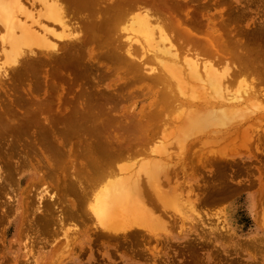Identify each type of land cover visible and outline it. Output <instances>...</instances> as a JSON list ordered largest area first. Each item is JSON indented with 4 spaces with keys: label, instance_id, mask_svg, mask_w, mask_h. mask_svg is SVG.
Segmentation results:
<instances>
[{
    "label": "bare ground",
    "instance_id": "6f19581e",
    "mask_svg": "<svg viewBox=\"0 0 264 264\" xmlns=\"http://www.w3.org/2000/svg\"><path fill=\"white\" fill-rule=\"evenodd\" d=\"M163 1L0 0V148L6 146V148L0 149V156L2 154L1 157L2 161L4 162L3 166H0V184L3 182L8 186L10 182L11 185H14L13 188H15L16 192L18 187L21 186L23 177L22 176L18 178L16 174L19 171H22V169H29L31 170L30 173L24 174L25 176L27 175L31 180L27 183H32V179L35 178L40 179L42 182H45V179L47 182L49 179L53 185V189L56 188L55 191L50 187H47V185L41 188V184L44 185V183L40 184L39 187L41 189H38L39 187L36 188V190L38 189L37 191L34 188H28L33 189L31 190L32 192L35 190L34 196L32 195V193L31 197H29V201L27 202V204L29 205L26 204V209L22 204L19 210V215H22V218L20 217L22 219V222L26 221L24 217L27 218V215L24 216L25 213H29L30 215L28 217L29 220L27 219V221H29V225L32 228L27 227L28 231L29 229H32L34 231L38 230V232L43 234L42 231L46 230V232L48 231L50 232V234H54L55 229L58 230L57 226H59V229H63L62 226L66 224L65 221H67V225L69 222V226L72 227L73 224L70 225L72 221L75 225V221L77 222L79 220L80 225L81 223L86 224H83L84 226H82L81 231L83 235L87 237L86 241L89 244L93 242L94 237L92 236L94 235L106 237L107 242L108 240H114L116 242L117 240L115 239L117 238V236L123 234L124 237V235H126V233H128L129 231L135 232L137 235L135 236L145 240V243H150V241L154 242V240L156 242H159L160 238L158 239L156 234H153V236L151 235L153 233L151 228V234H148V229L145 228L144 225L150 217L153 219V222H155V218L161 220L159 217L162 216L160 215L166 213L164 211H168L165 208L166 206L168 207L169 204H166V206L164 205V208L161 202L164 203V199H167L164 197V194H166L167 196L172 190L167 193L168 190L161 191L160 188L162 189V186H165V181L169 182L170 184L171 182L176 184L178 181L177 177L179 176L178 173L185 176V174L187 173L186 171L191 170V173L187 174L191 175V178H195L196 176L198 178V176L200 177L201 175H203L202 173H205L206 171V169L205 171H201L203 169H201L202 167L200 166L199 168L198 164L196 165L197 170H195V168H193L194 165H192L193 163L191 160H189V162L191 161L192 164H190L192 165L191 167L194 170L186 169L185 171L182 165H184L186 163L185 161L190 158L184 160V164L183 162L181 163L179 161V163L182 164L181 165L178 163V166L181 169L177 168L178 166L176 161L173 162H176L177 167L174 166V164H172L173 166L171 165V163H173L172 161H170L169 163L171 167L168 168L163 167L160 163L169 161L171 158L173 159L174 155L170 153V148L168 149L167 147L168 145H170V143L172 144V142L176 138L174 134L175 129L173 130L171 126L173 124V127H175V125H178V122H176L178 116H176V119L172 118L171 116L174 113H178V109L179 111L183 109L186 112V118L189 119H186L187 121L186 123L184 122V124L180 123L181 120H178L180 125H182L184 129L186 126H190V123L189 125L187 123L188 121L191 122L190 127L194 126V128H196L198 123H200V120H204L203 122H201L202 124L200 123V125H198L200 126L199 130H196L195 133H192V128L190 127H186L185 129V132L188 129V133L192 136V138L190 139H193V150L194 148L197 150V148L200 146L198 144L199 146L197 147L195 143L201 144L204 139L201 140L200 138H202L204 135H214L212 137L213 139L209 138V135H207L208 138L206 140V143H209L208 140H210V143L208 145L210 147L206 146L208 150L206 154H209L208 156H206L208 160L207 162H204L206 161V158H204V160L202 156V154L204 153H200V150L205 151V147L204 149L200 148L198 152L200 153L199 155H201L203 163H205L206 166L208 162V165H210V163L213 164V169H210L211 172L209 174H205L209 176V178L205 176V179L203 176V178L205 179L204 184L202 183L203 189H201V184L197 185L195 184L196 182L194 183L198 188L200 187V189L202 190L200 191V193H202L199 195L197 193V190L195 191L196 188L194 187L195 185L192 186L193 183L191 184L190 191L188 184L184 187L185 189L187 187L188 192H190L191 195L194 194L196 196L195 200L198 204H206L210 202L207 205L211 207L210 204L212 202L218 199L223 200V198H227V196V199H229L230 195L232 196L233 192L235 193V190L238 188L237 185L240 183H233H237L239 181L238 176L240 175L238 174L242 175L244 173L242 172V170L249 166L248 162H246L247 160H245L248 166L247 164L241 162V164L245 165H243L242 169L240 168L241 166L239 167L238 164L243 160L240 158L241 154L238 155L237 153L239 149L237 148L238 150H234L235 145L239 147L238 143H240L241 141H243L242 143H244L250 140L251 142L249 143H253L252 139L259 140L260 138H262V142L260 143L263 147L260 148L261 150L258 149L260 145L257 146L255 145L256 143H254L255 146H253L258 150V153L260 152V154H262V158H260L259 160H264V124L261 126L263 127L261 132H259L260 129H256L257 127H260L259 120H261L262 117L264 118V102L262 101V98L257 99V96L259 95L261 89L260 85L264 83V55L261 56L258 51H262V49H258V47H256L258 51L246 47V42H244V40L242 39L245 38V40L248 42L246 38L250 40L253 37L252 40L254 41V39H256L255 41L258 42L259 36H261L259 43L262 40V43L264 44V37H262L264 35L262 34L264 33V29L261 31L262 35H260L259 31L257 32L259 33V35L256 36V32H254L258 31L254 30L256 28H254L253 30L252 27H250L251 29H248V26L247 28H245V30H252L254 34H251L255 35L256 38H254L253 35L251 38H249L246 32L242 33V38H240V35L235 34L238 30L236 27H234L236 28V31H233V33H228L230 28L231 30L234 29H232L233 24L232 26L229 25L230 28L228 27V31L225 27L226 31L223 32L224 27L222 26L225 23H230H228L227 20L235 19V22L237 21L239 23V20L241 18L238 15H241L240 12L243 10L242 9L240 11L238 9L237 12L234 10V12H232L231 14L235 16L237 13L238 15L231 19V16L229 14L232 9L228 10L227 8V10L223 13L230 11L228 13V18L230 19L227 18L226 20H224L225 16H223L224 18L221 22H216L215 24L212 22L211 23L213 26L215 25L214 27H216L217 25L219 26L222 23L223 25L220 26L222 27V30H220L221 33H223L224 35L226 34V36L229 34L227 36V39H229L228 37H230L231 39V34H235L236 36H238V38L242 39L245 44H241L242 40L240 39L237 40V42H232V44L230 43V39L229 42L225 38L227 41L226 42L224 41L225 39L223 34L220 33L219 36V33H217L215 34L216 37L219 36L221 39L222 36L224 44L225 42L230 43L224 50L220 46L222 43H218L220 40L218 42L213 41H217V39H219V37L215 38V35L213 34L211 36L209 35V43L207 42V40V43H204V41L201 40L195 41V39L191 35L192 24H190L189 19L190 11L187 10L189 13L187 11H184L188 13V15L186 16H183L184 13H181V15L183 16L182 17L180 14H178L180 12H172L174 9L172 6L179 8V4L181 3H178L177 0H172V2H169L170 0ZM186 1H182L184 2L183 5H186ZM216 1L213 0V3H215ZM245 1L246 0H244V2ZM205 2H207V0H205ZM244 2L243 4H245ZM247 3L249 2L247 1ZM198 4L200 5L202 4V2L197 3V5ZM183 5H181L180 8L183 7ZM235 5H237V3H235ZM248 6L251 7V5ZM235 7L237 8L239 6ZM185 8H182V10H185ZM204 8L205 7H203V11ZM201 9L202 8H199L198 10ZM182 10L180 11L182 12ZM194 10H192V12ZM223 13L221 15H223ZM244 13L247 14L245 16H248L247 12L244 11ZM244 13L242 14V16L244 15ZM217 17L219 19L221 18L219 16ZM241 20L239 25L242 24ZM224 21L226 22L224 23ZM259 21L260 20H258V22ZM201 22L199 24H202L203 26L204 23ZM236 23H234V25ZM209 24L210 23H208L207 25ZM127 25H129L128 28L132 27L137 32V34L139 33L138 35H140L141 38H137V36L136 38H133L127 35L128 30H133L127 29ZM241 28L242 27H239V30ZM198 30L200 29L198 28ZM205 33L206 35H203H205V37H208L207 34L209 33L207 31ZM245 73L253 74L252 78L249 77L250 79H252L251 81L247 78H245L244 80L243 78L244 81L248 80L246 83L243 82L242 78L240 80L238 78L240 75L243 76L242 74L245 75ZM237 78L239 80L238 82L242 80L243 84L238 83ZM259 83L260 89L256 86V84ZM191 85L193 90L191 89ZM233 85H235L236 87H233L232 89L230 86ZM263 91L264 90L262 89L261 92ZM261 95L264 97V93H262ZM174 110L176 111L173 112ZM185 112H183V114H185ZM257 118H259L257 121L259 124L255 121L257 120ZM174 122H176V124ZM168 124L171 125L170 127L172 128L174 134H172V137L168 135L166 131V126ZM254 124L256 127L255 129H253ZM182 126H180L178 130L182 129ZM180 132L181 135L183 134L182 137L180 136L181 138H183V136L185 138L186 135L190 136L189 134L184 133V130H181ZM199 140H201V142ZM3 141L6 142L4 146ZM180 141L182 143V141H185V139H181L179 140V142L176 139L175 144H179ZM255 141L256 140H254V142ZM185 143L184 145H186V149L183 148L184 146L182 145V147H180V152L183 153V155H185L184 153L188 152V150L190 151L191 149V146L188 145V147ZM206 143L204 145H206ZM230 144L234 146V148L232 147L233 149H228V152L230 154L223 152L226 151L227 145H229L228 147L231 146ZM190 145H192L191 141ZM212 145L214 147L212 149H208L211 148ZM219 145H223L221 146V149L222 147L226 149H222V151H220ZM244 145L246 144L244 143L243 146ZM243 146H241V148ZM247 146L250 150L251 145H246V149H248ZM157 148L163 151L166 150V154L165 156H163L170 159H163L164 157L160 158L161 155L158 157L157 155H159V153L156 154L158 152ZM167 149L170 152H167ZM191 151L190 153H192ZM180 152L177 153L179 154ZM250 153L252 152L250 151ZM195 154L196 152L190 154L189 156L188 154L186 155L188 157H191V159H194L195 157H192V155L195 156ZM256 154L257 153H255V155ZM78 155L79 158H81L82 155L83 161L79 160L76 162V158H78ZM181 155L182 154L176 156L180 157ZM250 155L251 154H247L246 159L250 158ZM255 155L254 157L256 158L257 156H259V154H257L256 156ZM182 157L178 159L182 161ZM201 157L199 156L198 160ZM133 158H136V160L140 159L139 161H141V159H145L143 164L140 163V165L136 161L138 165L133 167L139 168L140 166L141 168H143V173L145 172V176H142V173L141 176L145 177V179H142L141 177L139 178L140 172L137 170V168L133 169L134 172H136L135 177H133L134 174H130L131 171L127 169V174L124 173L123 176H120V174H123V171H125V166H127V168H131L130 165L132 166V164L129 163L134 162ZM162 159L164 161H161ZM124 160H126V163L127 160H129L128 164H126ZM202 160L199 161V164H201ZM121 161H123L126 165L124 163H121ZM197 162L194 161V163ZM252 162L259 164V162H255V159H253L251 163ZM262 163L264 162L262 161ZM141 164L143 167L141 166ZM164 164L168 165L167 162H165ZM188 164L186 165L188 166ZM202 165L205 167L204 164H201V166ZM144 166L146 168L148 166L149 169H146ZM236 166L238 168H236ZM259 166L261 167L259 168L260 171L258 172V174H261L263 175L261 177H264V164L261 165L260 163ZM162 167L165 168V170ZM261 168L263 170H261ZM249 169L252 172H256V170H253L254 168H252L251 170V168L249 167ZM88 171L89 179L94 183L98 181L97 187L101 182L100 180H102V183L105 181H103V178L107 180L111 179L108 180V182H104V184L101 183L102 186L108 183V186L105 185L106 187H108L107 192H105L106 189H104L105 195H103L105 196V198H98V193L94 192V186L92 187V190L89 188V186L91 184L94 185V183L89 184L88 188L87 185H85L86 183H83V185H85V189L83 188V179L87 178L86 181L89 182L88 176L86 174ZM160 171L163 172V177L165 179H162V181L165 180L164 182H162L161 180L159 181L161 175L159 174L160 176H158L157 174ZM250 171L249 173H252ZM82 172L84 173L85 177H82ZM134 172L132 171V173ZM236 176L237 182H233L232 180ZM80 177L83 179L81 180ZM174 177H176V181H172V178L174 179ZM203 178L202 180H204ZM247 178L251 180L253 177L251 178V176H248ZM202 180L199 181L201 182ZM3 183L0 186V195L1 191L3 194ZM146 183L148 184L149 188L147 187ZM178 183L180 184L181 181H178ZM183 184L185 185L186 182H184ZM252 184L255 185V182L250 181V183L248 185L246 184V186L244 187L247 188V186ZM6 185L5 187H7ZM257 185V188H259V190H264V182H262V184L258 183ZM30 186L32 187L33 185ZM174 186L175 185L173 184L171 186V189H175L178 187ZM240 186H242V184ZM10 188L9 190L12 189ZM47 188H50L49 190L51 191H49ZM86 188L88 190H91H89V192L91 193H88V195L86 193ZM179 188L180 186L178 187V189ZM163 189H167V187H164ZM187 189L184 190V192H187ZM240 190L241 189H239V191ZM28 191L29 190L26 191V189H19V192L15 194V197L17 196V194H20L23 197L24 201V196ZM174 191L175 190H173V192ZM179 191L181 192V188ZM239 191L236 192L238 193ZM5 192L8 193L7 190ZM159 192L162 193L161 196L163 195V199L162 197H159L163 200H161V202L159 201L160 199L158 200V195L160 194ZM173 192H171V194ZM181 193H183V191ZM203 193L205 194V196ZM10 194L12 197V190L9 195ZM89 194L92 195L90 196L92 201L89 199ZM174 194V199L173 196L171 197L173 201L175 199H178L175 198V192ZM262 194H260V196H262ZM6 195H4V200H2V202L5 201ZM9 195H7L6 197H8ZM191 195L190 197L187 195L185 196L187 198L189 197L190 199ZM71 196H73V198ZM133 196L134 200L132 199L133 202L131 201L132 204L129 205V203L131 202H128V198ZM11 197H8V199L14 202ZM19 198L20 197L18 196V199ZM260 198L263 199L264 194L263 197ZM88 199L91 202H89L88 204H90V209L92 211H90L89 209V211L85 210L88 208L87 206L86 208L83 207L87 203L85 201H87ZM255 201L257 200L255 199ZM260 201L262 200L260 199ZM260 201H258V203ZM6 203L8 202L6 201ZM159 203H161L162 208H164L165 210L161 208L163 210L162 211L160 209L161 206L159 207ZM10 204L8 203V207H10ZM262 204L263 203L261 202V205ZM207 205L206 208L208 207ZM258 205L259 204H257V206ZM0 206L2 207V203L0 204ZM5 206H7V204ZM1 207L0 211L4 210V206L2 208ZM28 207H31L32 210H29ZM259 207H262L261 210L264 208V206L260 205ZM169 208L171 207L169 206ZM7 209L8 208H6V210ZM13 209L14 207H12V209H8V211H12ZM159 210L161 211L159 212ZM173 211L171 213H173ZM199 211L202 212L201 210ZM166 214L170 221L171 218L169 217L173 218V216H170L169 212H167ZM178 214L179 212L176 211V215ZM262 214H264V212L260 213V215ZM202 216H204V214H202ZM162 218L167 219L165 216ZM177 218L176 221L178 222ZM259 218L261 221L262 217ZM85 219L89 221L91 220L93 222L91 224L90 221V224L92 226L87 225L86 222L89 221ZM80 220H83L84 222ZM27 221L26 225L29 226ZM151 222L152 221L148 222V224ZM159 222L158 224H153L158 226ZM79 223L77 222V224ZM168 223H171V221ZM168 223H162V226L160 225L158 230L160 229V227H163V224H165V226H168ZM260 223L261 222H259V224ZM24 224L25 223H23L22 225ZM153 224L149 226L151 227L153 226ZM176 224L178 226L179 222ZM219 224L217 222V228H219ZM55 225L57 228L55 227ZM74 225L73 229L75 227H78ZM155 225L152 228L156 227L157 230V226ZM181 225L182 224H180L179 226ZM23 227L24 226H21L20 224L19 228L22 229L21 232L23 231ZM53 227H55V229H53ZM181 228L184 227L182 226ZM223 228L225 229V227ZM67 229L71 230L72 228L69 229L68 227ZM194 231H196V229ZM175 232H178L179 234V230ZM215 232L218 233L217 231ZM40 233L38 235H40ZM69 233H66V236H68ZM220 234H222L221 231ZM27 235L29 236L31 234ZM71 235L73 236V232ZM224 235L225 232L222 237H224ZM241 235L242 234H240V236ZM226 236L224 238H226ZM74 237L75 236H73V238ZM120 237L122 238V236ZM127 237H129V235ZM151 237L154 240H152ZM224 238L222 240H224ZM259 238V240L261 241V237ZM69 239H71V237ZM256 239H258V237H256ZM34 240L32 242H34ZM191 240H193V238H190L189 240V242L192 243L195 239L193 241ZM238 240L240 241V239ZM65 243L64 245H67ZM134 243H138L137 238H135L134 242H131V245ZM152 243V248H149L147 246V248H149V250L152 252L154 249L158 250L156 248L158 247V245H162L158 243L157 245H154ZM96 244L100 246V243ZM137 245H140V243ZM188 245L191 244L188 243ZM192 245L190 249H192L191 251L193 252V250L195 249H193V247L195 246ZM94 246L95 245H92V247ZM200 246L201 245H199V247ZM92 250H94V252L98 251L97 249ZM248 250L249 248L245 251L247 252ZM82 251L86 250L83 249ZM93 254H96L95 258H98V254L100 255V253ZM99 259H101V257ZM30 260H32V258H30ZM244 260L246 261V259ZM244 260L242 259V261ZM93 262L91 264H93ZM199 262L200 261H195V264H199ZM224 262L226 261L224 260ZM227 262H229L228 264L231 263L228 260ZM227 262L224 264H227ZM251 262L252 261L248 263ZM24 264H30V262ZM220 264H223V262H220Z\"/></svg>",
    "mask_w": 264,
    "mask_h": 264
},
{
    "label": "rangeland",
    "instance_id": "374dc122",
    "mask_svg": "<svg viewBox=\"0 0 264 264\" xmlns=\"http://www.w3.org/2000/svg\"><path fill=\"white\" fill-rule=\"evenodd\" d=\"M163 1V0H162ZM169 1V0H168ZM182 1H186V0H177V2L178 3H181V4H179V8H180V6L181 5H183V3L184 2H182ZM189 1V2H188ZM188 1H186V5L184 4L183 5V7H181L180 9L179 8H176L175 6H172L173 8V11L172 12H174V13H177V12H180V13H178V14H180L181 15V13L183 14V16H186V15H188V11L187 10H189L190 11V24H192L191 25V35L193 36V38L195 39V41H197V40H201V41H204V43H207L208 41H210L209 39H210V36L213 34V35H215V34H217V33H219V36H220V33H221V28L222 27H224V30H223V32L224 31H228V27H229V25L230 26H232V24H233V26H232V29L234 28V27H236L238 30H237V32L235 33V34H237V35H240V38H242L241 37V35H242V33H244V32H246L248 35V37L249 38H251L252 37V35L254 34L253 33V29L254 28H256V29H254V30H258V31H254V32H256V36H258L259 35V33H260V35H262V34H264V33H262L261 34V31L264 29V17H263V15H264V0H246L245 2H244V0H242V2H241V0L239 1V0H218V1H216L215 3H213V0H207V2H205V0H188ZM208 1H209V3H208ZM212 1V2H211ZM247 1L250 3H247ZM257 1V2H256ZM163 2H165V1H163ZM169 2H172V0H170ZM201 3L202 2V4H198L197 5V3ZM205 4H204V3ZM243 2L245 3V4H243ZM167 3V2H166ZM190 5H189V4ZM233 3V4H232ZM235 3H237V5H235ZM241 3V4H240ZM168 4V3H167ZM208 6H207V5ZM215 4V5H214ZM251 5V7L250 6H248V5ZM261 6H260V5ZM202 5V6H201ZM214 5V6H213ZM232 6V8H231V6ZM259 5V6H258ZM185 6H186V8H185ZM195 6V7H194ZM208 8H207V7ZM235 6H239V7H235ZM247 6V7H246ZM171 7V6H170ZM190 9H189V8ZM203 7H205L204 8V11H203ZM235 7V8H234ZM242 7V8H241ZM245 7V8H244ZM182 8H185V10L183 9L182 10ZM199 8H202L201 10H198ZM227 8H228V10H231V12H230V16H231V19L232 18H234L236 15H238L236 12H237V10L239 9L241 12V15L239 14L238 16H240V18L242 19H240L241 20V23L242 24H240L239 25V23H240V20H239V23L237 22H235V19L234 20H227V22L229 23V24H227V23H225L226 21H224V25L221 23V25H223L222 27H220L221 25H217L216 27H214L213 25H212V23H219V22H221L222 20H223V16H225V19L224 20H226L227 18H228V13L229 12H225V13H223L224 11H226L227 10ZM247 8V9H246ZM194 10V9H197V10H194L193 12H192V10ZM245 9V10H244ZM180 10H182V12L180 11ZM234 10L236 11L235 13H236V15L235 16H233L231 13L232 12H234ZM260 10V11H259ZM184 11H187V12H184ZM197 11V12H196ZM244 11L245 12H247L248 13V16H245V15H247V14H245L244 13ZM250 13H249V12ZM253 11V12H252ZM192 12V13H191ZM223 13V15H221L222 13ZM244 13V15L242 16V14ZM258 14H257V13ZM262 12V13H261ZM204 14V15H201V14ZM261 13V14H260ZM201 16H200V15ZM179 15V16H180ZM258 15H260V16H258ZM182 16V15H181ZM182 16V17H183ZM204 16V17H203ZM217 16H219V17H221L220 19L217 17ZM233 16V17H232ZM256 16H257V18H256ZM201 17V18H200ZM247 18V19H246ZM254 18V19H253ZM206 19V20H205ZM208 19V20H207ZM219 19V20H218ZM228 19H230V18H228ZM237 19V18H236ZM257 19V20H256ZM212 20V21H211ZM218 20V21H217ZM238 20V19H237ZM254 20H256V21H254ZM258 20H260L259 22H258ZM262 20V21H261ZM198 21H202L204 24H203V26H202V24H199L200 22H198ZM207 23H206V22ZM210 21V22H209ZM215 21V22H214ZM250 21V22H249ZM254 21V22H253ZM198 22V23H197ZM201 22V23H202ZM212 22V23H211ZM258 22V23H257ZM195 23V24H194ZM208 23H210L209 25H207ZM234 23H236L235 25H234ZM248 23H250V24H248ZM256 23V24H255ZM198 24V25H197ZM227 24V25H226ZM250 25V26H249ZM253 25V26H252ZM255 25H256V27H255ZM209 26V27H208ZM246 26V27H245ZM247 26H248V29H251L250 27H252V30L251 31H249V30H245V28H247ZM129 27V25H127V29H133L132 27H130V28H128ZM206 27H208V28H206ZM210 27H211V29H210ZM218 27V28H217ZM220 27V28H219ZM225 27L227 28L226 30H225ZM239 27H242L240 30H239ZM257 27H259V28H257ZM198 28L200 29V30H198ZM204 28V29H203ZM213 28V29H212ZM230 28V27H229ZM236 28H234L233 30H231V28H230V30L228 31V33H233V31H236ZM216 29V30H215ZM221 29V30H220ZM205 30V31H204ZM209 30V31H208ZM214 30V31H213ZM1 31V30H0ZM194 31V32H193ZM208 32L209 34H207V36L208 37H205V35H206V33L205 32ZM260 31V32H259ZM200 34H198V33ZM257 32H259V33H257ZM197 33V34H196ZM241 33V34H240ZM251 33H253V34H251V36H250V34ZM1 34V33H0ZM139 34V33H138ZM137 34V32L133 29V30H128V34L127 35H129L130 37H133V38H136V36H137V38H141V36L140 35H138ZM203 34H205V35H203ZM221 34H223V33H221ZM235 34H231V39H230V37H228L230 40H231V42L229 41V39H227V36L229 35H227L226 36V34L224 35L223 34V36H224V39L226 38L227 39V41H229L230 43H232V42H237V40H239L240 38H238V36H236ZM197 35V36H196ZM202 35V36H201ZM210 35V36H209ZM219 36H217L216 37V35H215V38H218ZM254 36V38H256V36L255 35H253ZM244 37H245V35H244ZM261 36H259V41H260V38ZM262 37H264V35L262 36ZM236 38H238V39H235ZM258 38V37H257ZM226 39L224 40V41H226ZM233 39H234V41H233ZM243 40H244V42H246V47H248V48H251V49H255V50H257L256 49V47H258V49L260 48V49H262V51L261 50H257L260 54H261V56L262 55H264V51H263V48H264V44L262 43V40H261V42L259 43V41L257 42V41H255L256 39H254V41L252 40L253 39V37H252V39H248V38H246L247 40H248V42L245 40V38H242ZM242 39H240V40H242ZM206 40H207V42H206ZM212 40H213V37H212ZM220 40V41H219ZM243 40L241 41V44H245L244 42H243ZM258 40V39H257ZM264 40V39H263ZM213 41H215V42H218V43H222L220 46L225 50L226 49V47L230 44V43H226L225 42V44H224V42H223V37L221 36V39H220V37H219V39H217V41L216 40H213ZM251 43H250V42ZM264 42V41H263ZM209 43V42H208ZM238 43H240V42H238ZM251 45H250V44ZM223 44H224V46H223ZM233 44V43H232ZM261 44V45H260ZM263 44V45H262ZM242 45V46H243ZM249 45V46H248ZM241 46V45H240ZM239 46V47H240ZM240 49V48H239ZM226 52V51H225ZM243 76H239L238 78H239V80L242 78V80H243V78H244V80H245V78H247L248 80H252V79H250V78H252L253 77V74L251 73H245V75L244 74H242ZM250 77V78H249ZM238 78H237V82L239 81L238 80ZM246 79V80H247ZM242 80L240 81V82H238V83H240V84H243V82L244 83H246L247 81H244L243 80V82H242ZM249 81V82H250ZM242 82V83H241ZM192 84V83H191ZM193 85V84H192ZM192 85H191V89H192ZM259 85H260V83L259 84H256V86L259 88ZM262 85V86H261ZM260 85V93H259V95L257 96V99H260V98H262V101L264 102V97L261 95L262 93H264V91L263 92H261L262 91V89L264 90V83H262ZM232 89H233V87H236L235 85H233V86H230ZM199 88V87H198ZM198 88H196V89H198ZM193 90V89H192ZM259 97V98H258ZM264 104V103H263ZM264 109V108H263ZM176 110H174L173 112H175ZM180 111H181V113H180ZM179 111V109H178V113H174L171 117L172 118H174V119H176L177 117L176 116H178V118L175 120L176 122H178L177 124L179 125H175V127H173L174 126V124L171 126V125H167L166 126V131H167V134L168 135H170L171 137H172V134H173V131H172V128H173V130H174V134H175V140L177 139V141L179 142V140H184L185 139V141H182V143H181V141H180V145L179 144H175L176 142H175V140L172 142V144H174V145H172L171 143H170V145H172V146H170V145H168V149L171 151H168V149H167V152H170V153H172V155H174L173 156V159L171 158H168V157H164L165 156V152H166V150L165 151H163V150H160V149H158V152L156 153V154H158L159 153V155H157L158 157L160 156V158H163V159H170L169 161H165V162H167L168 163V165L167 164H164L165 162H160L161 163V165L163 166V167H165V168H168V167H171L170 166V161H176L177 162V166L179 165V164H181L182 162H183V164H184V160H186L187 158H190V159H187L188 160V163H187V160L185 161L186 163L184 164V165H182V167L184 168V170L186 171V169L188 170V169H192V165H194V167L193 168H195V170H197V164H198V167L200 166V167H202L201 169H203V170H201V171H205V169H206V171H205V173H202L203 175H201L200 177L198 176V178H197V176L195 177V178H191V175H189V174H187V173H191V170H188V171H186L187 173L185 174V176L183 175V174H180V173H178L179 174V176L177 177V179H178V181H181V183L179 184L178 183V181H177V183L175 184V183H172L171 182V184L173 185H175L174 187H179L180 186V188H181V192L183 191V193L185 194V192H184V190H186L187 189V187H186V189L184 188L185 186H187V184L189 185V191L191 190V184L193 183V185L192 186H194L195 184H197V185H200L201 184V189H203V185H202V183L204 184V182H205V176H207V175H205V174H209L210 172H211V170L210 169H213L212 167V165L213 164H211L210 163V165H208L209 164V162L207 163V166L205 165V163H203V160H202V157H201V155H199L201 152H203L204 154H202V156H203V159L204 158H206V161H204V162H207L208 160H207V157L206 156H208L206 153H207V148H206V146H208L209 145V143H210V140H208L209 141V143L207 144L206 143V140H207V138H208V136L207 135H209V134H207V135H204V136H206V137H202V138H200L201 140H203L202 141V145L200 144V143H195V145L198 147L199 145V147L197 148L196 146V148H197V150L194 148V150L192 149L193 147H194V143L192 142V140L193 139H190V138H192V136L188 133V129L186 130V132H185V129H186V127L188 128V127H190L191 126V122H187L188 123V125H189V123H190V126H184L185 127V129L183 128V126L182 125H180V123H182V124H184V122L186 123V121L187 120H189V119H187L186 118V112L182 109V110H180ZM183 112H185V114H183ZM178 114V115H177ZM182 114V115H181ZM183 115H185V116H183ZM182 118V119H181ZM183 118H184V120H183ZM187 119V120H186ZM258 119L259 118H257V120H255L256 122L258 121ZM180 121V123H179V121ZM183 120V121H182ZM204 121V120H203ZM202 120H200V123L201 122H203ZM261 121V122H260ZM264 118L262 117V119L261 120H259V123H260V127L258 128H256L255 127V124L253 125L254 126V128L253 129H257V130H259V132H261V130H262V128L264 127H261L263 124H264ZM176 122H174L175 124H176ZM200 123H198V125H200ZM258 123V122H257ZM258 123V124H259ZM202 124V123H201ZM160 125H161V123H160ZM196 126V128H194V126L193 127H190V128H192V133L194 132L195 133V131L196 130H199V127L200 126ZM172 128H171V127ZM180 126H182V129H179L178 130V128H180ZM201 126H203V125H201ZM197 127H198V129H197ZM170 128V129H169ZM193 128H194V130H193ZM178 130V131H177ZM181 130H184V133H186V134H189L190 136H187L186 135V137L184 138V136H183V138H181L182 137V135H181ZM189 130V131H190ZM171 131V132H170ZM169 132V133H168ZM173 134V135H174ZM178 134V135H177ZM177 135V136H176ZM185 135V134H184ZM193 135V134H192ZM181 136V137H180ZM194 136V135H193ZM214 136V135H213ZM213 136H211V135H209V138H212ZM179 138V139H178ZM188 139H190V140H188ZM213 139V138H212ZM189 141V142H187V141ZM201 140H199L200 142H201ZM254 140H256V141H259V142H254ZM262 140V138H260L259 140L258 139H252V141H253V143H249V142H251L250 140L249 141H246V142H244L246 145H248V144H250L251 145V147H250V150H249V147L247 146V148L248 149H246V145H244L245 146V148H244V146H243V144L244 143H242L243 141H241L240 143H238V145H239V147L237 146V145H235V148H234V146L233 145H231L230 147H228L229 145H227V149L226 148H224V147H222V149L223 150H225L226 149V151H223V152H225V153H229L228 151L229 150H231V149H233L234 148V150L236 151V150H238L237 151V153H238V155L239 154H241V156H240V158L243 160V161H240V163L238 164L239 165V167L242 169L243 168V165H245V164H247L246 162H248V164H249V166H248V164H247V168H245V166H244V170H242V172H244L242 175L241 174H238V175H240V176H238V180L240 181H236V179H237V176L232 180L233 182H237V183H233V184H238V183H240V184H238L237 186H238V188H239V186L242 184V186L244 187V186H246V184L248 185L249 183H250V181H254L255 182V185H249V186H247V188L246 187H242V186H240V188L239 189H241L240 191H239V189L237 190H235V193L233 192V194H232V196L230 195V198L229 199H227L228 198V196H227V198H223V200L222 199H218V200H216V201H214V202H212L210 205H211V207L209 206V205H207V204H209V203H197V201L195 200V198H196V196L194 195V194H190V192H188V189H187V192H186V194L185 195H187V196H189L190 197V195H191V198L189 199V197L187 198L183 193H181L179 190H180V188L178 189V187L177 188H175V189H171V184L169 183V182H167V181H165V180H163L162 181V179H165L164 177H163V172H161L163 169L165 170V168H163L157 175L158 176H160L161 175V178L159 179V181L161 180L162 182H164L165 181V186L163 185L162 186V189L160 188V190L161 191H163V190H168L167 191V193L170 191V190H172L171 192H173V190H175L174 192L176 193V197L175 198H178V199H175L174 201H173V199H174V192L171 194V192H170V197H169V195H167L166 196V194H164V192H163V194H164V197L165 198H167V199H164V203L163 202H161V200L163 199V195L161 196V194L162 193H160L159 195H158V200L162 203V206L165 208V206H166V204L168 205L169 204V206L172 208H169V206L167 207L166 206V210H168V211H164V212H169V215L171 216H173V218L172 217H169V218H171L170 219V221H171V223H168V222H170L169 221V219H168V217L166 216L167 214L166 213H164V214H162V215H160V216H162V217H166L167 219H164V218H162V217H159L161 220H159V219H157V218H155V222H159V225L157 226V225H155V224H158V222L157 223H155V222H153V219L150 217V218H148L149 220L148 221H146L145 222V225H144V227L145 228H147L146 230H147V232H148V234H151V231H150V228H151V230H152V236H153V234H156L157 235V237H158V239L160 238V240H159V242H156L152 237H151V239L152 240H154V242L152 243L151 241H150V243L149 242H144L145 240H143L142 238L140 239L139 237H136L137 235H136V233L135 232H131V231H129L128 233H126V235H124V237H123V234H121V235H119V236H117V238L115 239V240H117L116 242L114 241H112V240H108V242H107V238L106 237H104V236H98V235H94V236H92V237H94V240H93V242L92 243H87V241H86V239H87V237L85 236V235H83V233H82V231H81V229H82V226H84L83 224H85V223H81V225H80V223H79V220L77 221L79 224H77V222L75 221V225L76 226H78L77 228L75 227L74 229H73V225H74V223H73V221H72V223L70 224V225H72V227L71 226H69V222H68V225H67V221H65V225L64 226H62L63 227V229L61 228V229H59V226H57L58 227V230L57 229H55V227H56V225H55V227H53V229H55V235L53 234H50V232H46V230L45 231H42L43 232V234H41L40 232H38V230H32V229H29V231H28V228L27 227H29V228H32L29 224V221H27V219L29 220V213L28 214H24V216L25 215H27V218L26 217H24L25 219H26V221L28 222V225L29 226H27L26 225V221L25 222H22L21 220V216L19 215V213H20V206L23 204V207L26 209V207H27V205H29V204H27V202L29 201V197H31V194L34 196V193H35V190H36V188H38L39 186H40V184L41 183H44V185L43 184H41V188L42 187H44V186H46L47 185V187H50L52 190H54L55 191V189L56 188H54L53 189V185H52V183L50 182V180L48 179V181L46 182V179H45V182H42L40 179H32L33 180V182L32 183H27V182H29V181H31L30 180V178H28V176L26 175H24L25 173H30V171L31 170H29V169H22V171H19L16 175H17V177L19 178V177H22V182H21V186L20 187H18V189L16 190V192H15V188H13V184L11 185V183L9 182V185L7 186L5 183H3V185H4V188H3V186H2V190H3V194H2V191H1V197H2V195H3V199L0 197V204L2 203V207H3V209L4 210H1L2 212H3V217H4V219H3V217H2V212L0 211V213H1V219H0V264H20V263H22V264H24V263H28V262H30V264H91L93 261H95V262H93V264L95 263H97V264H195V261L197 262V261H200L199 262V264H203V262H204V264H220V262H223V264L224 263H226L227 262V260L228 261H230L231 263L230 264H251L252 262H254V263H252V264H264V263H261V262H264V214H262V215H260V213H263L264 211H263V209L261 210V208L262 207H259V205L260 206H264L263 204H264V198L262 199V198H260V197H263V194H264V190L262 191V189H260L259 190V188H257L258 187V183L260 184H262V182H264V177H261V176H263V175H259L258 174V172L260 171V167L261 166H259V164L261 163V165L262 164H264V163H262V161L264 162V160H259L260 158H262V154H260V152L258 153V150L254 147L255 145H260L259 147H258V149L259 150H261L260 148H262L263 146L261 145V143L260 142H262L261 141ZM190 141H191V143H192V145H190ZM186 142V143H185ZM2 143V142H1ZM3 146L5 145V141H3ZM184 143L185 144H187V146L189 145V146H191V149H190V151L191 150H193V151H191L192 153H195L196 152V154H195V156L194 155H192V157H197L196 158V160H195V158L193 159L195 162H197V163H194V161L191 159V157H188L190 154H192V153H190V151L188 150V152H186V153H184L185 155L186 154H188V156L186 155H183V153H181L180 151V147H182V146H184L183 148H187L186 147V145H184ZM206 143V145H204ZM254 143H256L255 145H254ZM257 143H259V144H257ZM199 144V145H198ZM221 144V143H220ZM242 144V145H241ZM175 145H178V146H175ZM182 145V146H181ZM243 146L242 148H241V146ZM254 145V146H253ZM2 146V145H1ZM170 146V147H169ZM175 146V147H174ZM188 146V147H189ZM220 147V151H222V149H221V146H223V145H219ZM224 146H226V145H224ZM154 147V146H153ZM203 147V148H202ZM204 147H205V151H201L200 150V153H198L199 152V149L201 148V149H204ZM208 147H210V146H208ZM214 146L212 145L211 146V148H208V149H212ZM215 147H218V146H215ZM233 147V148H232ZM252 147H253V150H254V152H253V150H252ZM2 148V147H1ZM0 148V149H1ZM4 148H6V146H4L2 149H4ZM183 148H182V151H183ZM238 148V149H237ZM241 148V149H240ZM229 149V150H228ZM242 149H243V151H242ZM245 149V150H244ZM255 149H256V151H255ZM195 151V152H194ZM250 151L252 152V153H250ZM164 154H163V153ZM177 152H180L179 154H182L180 157L179 156H176V155H179ZM1 153V152H0ZM177 153V154H176ZM190 153V154H189ZM255 153H257V154H259V156H257V158L256 157H254V155H255ZM230 154V153H229ZM247 154H251L250 155V158H247L246 159V155ZM256 154V155H257ZM164 155V156H163ZM171 155V156H172ZM197 155V156H196ZM205 155V156H204ZM255 155V156H256ZM260 155H261V157H260ZM1 156H2V154H1ZM0 156V161H2V157ZM183 156V157H182ZM201 157L199 160H198V157ZM243 156V157H242ZM76 157V156H75ZM78 158H76V162L77 161H79V160H82L83 161V158H82V155H81V158H79V155L77 156ZM174 157H175V160H174ZM182 157V161L180 160V159H178V158H181ZM184 157H186V158H184ZM136 158H138V157H136ZM136 158H133V163L131 162V163H129V164H132V166L130 165V167L132 168V170H131V168H127V166H125L124 168H125V171H123V174H120V176L122 175H124V173L125 174H127L126 173V169L127 170H129V171H131V173L130 174H134V176L133 177H135L136 175H135V173L136 172H134V170L133 169H136V168H133V167H135V166H137L138 164L140 165V163H142L143 164V162H144V160L145 159H141V161H139L140 159H138V160H136ZM177 158V159H176ZM251 158H252V160H251ZM73 159V158H72ZM75 159V158H74ZM135 159V160H134ZM161 160V161H164V160ZM240 159V160H241ZM253 161V159H255V162H259V164H256V163H254V162H252L251 163V161ZM178 160V161H177ZM189 160H191L192 161V163H191V161L189 162ZM200 160H202L201 161V164H204L205 165V167L202 165L201 166V164H199L200 162ZM205 160V159H204ZM245 160H247L246 162H245ZM32 161H33V159H32ZM75 161V160H74ZM131 161V160H130ZM136 161H137V163H136ZM139 161V162H138ZM179 161L181 162V163H179ZM124 162L126 163V160H124ZM123 161H121V163H124ZM128 162H129V160H127V163L126 164H128ZM176 162L174 163H171V165L172 164H174V166H176ZM241 162H243V163H245V164H241ZM124 163V164H125ZM179 163V164H178ZM192 165H191V164ZM2 164V165H1ZM3 164H4V162L2 161V162H0V166L2 167L3 166ZM125 164V165H126ZM142 164H141V166H142ZM186 164H188V166L186 165ZM160 165V166H161ZM167 165V166H166ZM252 165V166H251ZM173 166V165H172ZM176 166V167H177ZM259 166V167H258ZM143 167V166H142ZM145 167V166H144ZM188 167V168H187ZM199 167V168H200ZM210 167V168H209ZM249 167L251 168V170H252V168H254L253 170H256V172H252V171H250V169H249ZM263 167V166H262ZM146 168V167H145ZM177 168H179V169H181L179 166L177 167ZM198 168V169H199ZM236 168H238L237 166H236ZM239 168V169H240ZM146 169H149V167L147 166V168ZM146 169H144V170H146ZM248 169H249V171L250 172H252V173H249V171H248ZM264 169V168H263ZM262 168H261V170H263ZM18 170V169H17ZM28 170V171H27ZM71 170V169H70ZM137 170L140 172L139 174V178L141 177L142 179L144 178L145 179V177H142V176H145V172L143 173V168H141L140 166H139V168H137ZM163 170V171H164ZM192 170H194V169H192ZM200 170V169H199ZM210 170V171H209ZM246 170H247V174H246ZM132 171L134 172V173H132ZM136 171V170H135ZM142 171V172H141ZM208 171V172H207ZM197 172V171H196ZM207 172V173H206ZM71 173V172H70ZM83 173V172H82ZM88 173H89V171L86 173L87 174V176H88V180H89V182L91 181L90 179H89V175H88ZM141 173H142V176H141ZM68 174V173H67ZM85 174V175H86ZM129 174V173H128ZM144 174V175H143ZM160 174V175H159ZM254 174V175H253ZM25 176V177H24ZM203 176H204V178H203ZM248 176H251V178L252 179H254V180H252L251 178V180H249V178H247ZM16 177V176H15ZM16 177V178H17ZM82 177H85L84 176V173H83V176ZM181 177V178H180ZM204 179V180H202V178ZM256 177V178H255ZM28 178V179H27ZM81 178V177H80ZM149 178V177H148ZM152 178V177H151ZM150 178V179H151ZM154 178V177H153ZM200 178V179H199ZM207 178H209V176H207ZM83 178H81V180H82ZM85 179V180H84ZM83 179V181H82V185H83V183L85 184V185H87V188H88V186H89V184H91V183H94V182H88V181H86L87 180V178H84ZM113 179V178H112ZM176 179V177H174V179L172 178V181H176L175 180ZM185 181H184V180ZM202 180L201 182L199 181V180ZM245 179H246V181H245ZM263 179V180H262ZM105 180V181H104ZM108 180H111V179H108ZM108 180L107 179H104L103 178V181L104 182H108ZM256 180V181H255ZM35 181H38V182H35ZM101 182H100V184H99V186L97 187V183H98V181L97 182H95L94 183V185L93 184H91L90 186H89V188L92 190V187L94 188V192H97L98 193V198L100 199V197L101 198H105V192H107V188L108 187H106V186H108L107 184L108 183H106L104 186H102V184H104V182L102 183V180H100ZM199 181V182H198ZM242 181H245V182H242ZM35 182V183H34ZM87 182H88V184H87ZM167 182V183H166ZM184 182H186V184L184 185L183 183ZM196 182V183H195ZM2 183L0 184V186L2 185ZM45 183H47V184H45ZM102 183V184H101ZM144 183V182H143ZM170 185H169V184ZM195 183V184H194ZM23 184V185H22ZM95 184H96V187H95ZM179 184V185H178ZM5 185L7 186V187H5ZM30 185H33L32 187L30 186ZM49 185V186H48ZM85 185H83V188L85 189ZM146 185H147V187H148V184L146 183ZM183 186V187H182ZM236 186V185H235ZM254 188H253V187ZM12 190V197H11V194L9 195V193L11 192V190H9V188ZM26 187V188H25ZM34 188L35 190L32 192L31 190H33V189H28V188ZM102 187V188H101ZM166 188L167 187V189H163V188ZM196 189H195V191L197 190V193L200 195L201 193H200V191H202L201 189H200V187L198 188L196 185L194 186ZM251 187V188H250ZM40 187L38 188V189H41ZM49 188V189H50ZM86 188V189H87ZM149 188V187H148ZM250 188V189H249ZM8 191V193L7 192H5L6 190ZM19 189H26V191L27 190H29L27 193H26V195L24 196L25 197V200L23 201V197L20 195V194H17V196L15 197V194L17 193V192H19ZM37 189V190H38ZM48 189V188H47ZM48 189V190H49ZM89 189V190H90ZM104 189H106L105 190V192H104ZM244 189V190H243ZM0 190H1V188H0ZM36 190V191H37ZM89 190L87 189V195H88V193H91V192H89ZM90 190V191H91ZM10 191V192H9ZM49 191H51V190H49ZM159 191V190H158ZM236 191H239L238 193L236 192ZM254 192V193H253ZM5 193V194H4ZM6 193H7V195H9L8 197H11V199H13V201L14 202H12L11 200H9L8 199V197H6L7 195H6ZM191 193H192V191H191ZM205 193V192H204ZM203 193V194H204ZM245 193V194H244ZM258 193V194H257ZM263 193V194H262ZM104 194V195H103ZM174 194V195H173ZM190 194V195H189ZM257 194V195H256ZM260 194H262V196H260ZM4 195H6L5 196V201L4 202H2V200H4ZM184 195V196H183ZM18 196L20 197L19 199H18ZM28 196V197H27ZM90 196H92L91 194H89V199L92 201V199H91V197ZM94 196V195H93ZM173 196V199L171 198ZM193 196V197H192ZM204 196H205V194H204ZM72 198H73V196H71ZM159 197H162V199L161 198H159ZM262 200V201H260V199ZM7 199V200H6ZM18 199V200H17ZM87 200V201H85V202H87L86 204H85V206H83V207H85L86 208V206L88 207L87 209H85V210H90V211H92L90 208H91V206H90V204H88L89 202H90V200ZM129 200H128V202H131L132 201V199L134 200V196L133 197H130V198H128ZM168 199H171V200H168ZM255 199L257 200V201H255ZM224 200H225V202H224ZM6 201L10 204V201H11V204H10V207H8L9 205H8V203H6ZM158 201V202H159ZM163 201V200H162ZM169 201H170V203H169ZM223 201V202H222ZM235 201V202H234ZM258 201H260L259 203H258ZM17 202V203H16ZM133 202V201H132ZM132 202L131 203H129V205L130 204H132ZM174 202V203H173ZM233 202V203H232ZM247 202V203H246ZM261 202L263 203L262 205H261ZM5 203V204H4ZM82 203H84V202H82ZM91 203V202H90ZM161 203H159V207L161 206ZM172 203V204H171ZM184 203V204H183ZM194 203H196V204H194ZM219 203V204H218ZM221 203V204H220ZM4 204V205H3ZM7 204V206H5ZM13 204V205H12ZM27 204V205H26ZM88 204V205H87ZM177 204V205H176ZM204 204V205H203ZM257 204H259L258 206H257ZM165 205V206H164ZM175 206V208H174V206ZM206 205L208 206L207 208H206ZM212 205H213V207H212ZM246 207H245V206ZM254 205H256V206H254ZM14 207V209L12 210V211H8V209H12V207ZM162 206L160 207V209L162 208ZM173 206V207H172ZM200 207V209H199V207ZM202 206V207H201ZM1 207V206H0ZM1 207V208H2ZM158 207V208H159ZM6 208H8L7 210H6ZM15 208H16V211H15ZM29 208V210H32L31 209V207H28ZM164 208H162L163 210H165ZM168 208V209H167ZM177 211V212H179V216L178 215H176V211L174 210V209ZM208 208H210V209H208ZM258 208V209H257ZM260 208V209H259ZM161 209V210H162ZM170 209V210H169ZM196 209H197V211H196ZM201 210L202 212H200L199 210ZM6 210V211H5ZM28 210V209H27ZM88 210V211H89ZM161 210H159V212L161 211ZM162 210V211H163ZM174 210V211H173ZM173 211V213H171ZM199 211V212H198ZM247 211V212H246ZM252 211H253V213H252ZM262 211V212H261ZM26 212V211H25ZM158 212V211H157ZM156 212V213H157ZM12 213V214H11ZM18 213V214H17ZM171 213V214H170ZM199 213H201V214H199ZM202 214H204V216H202ZM5 215V216H4ZM168 215V216H169ZM176 215V216H175ZM248 215H249V217H248ZM181 216V217H180ZM21 217V218H20ZM92 217V216H91ZM177 217H179V218H177ZM182 217H183V219H182ZM194 217V218H193ZM259 217H262L261 218V221H260V218ZM176 218H177V220H178V222H179V224H178V226H177V224L176 223H178L177 221H176ZM197 218V219H196ZM204 218V219H203ZM249 218V219H248ZM7 219V220H6ZM16 219V220H15ZM245 219V220H244ZM85 220H87V219H85ZM91 220H92V218H91ZM90 220V221H91ZM94 220V219H93ZM157 220V221H156ZM181 221V223H180V221ZM23 221H24V219H23ZM80 221H83V220H80ZM87 221H89V220H87ZM90 221L89 222H86L87 223V225H91L93 222L91 221V224H90ZM150 221H152L151 223H149L148 224V222H150ZM162 221V222H161ZM168 221V222H167ZM176 221V222H175ZM184 221V222H183ZM261 222L260 224H259V222ZM9 222V223H8ZM10 222H12V223H10ZM84 222V221H83ZM183 222V223H182ZM217 222H218V224H219V228H217ZM23 223H25L24 225H22ZM153 223H155V224H153ZM162 223H168V226H165V224H163V227H160V229L158 230V228H159V226L161 225L162 226ZM187 223V224H186ZM213 225H212V224ZM263 223V224H262ZM20 224H21V226H24L23 227V231L22 232H24V233H22L21 232V228H19L20 227ZM151 224H153V226L155 225V226H157V230H156V227L155 228H152L153 226H149V225H151ZM176 224V225H175ZM180 224H182L181 226H179ZM184 224H185V226H184ZM197 224H198V227H197ZM222 224V225H221ZM262 224V225H261ZM25 225H26V228H25ZM74 225V226H75ZM86 225V224H85ZM170 225V226H169ZM172 225H173V227H172ZM8 226V227H7ZM15 226V227H14ZM92 226V225H91ZM149 226V227H148ZM184 227V228H181V227ZM7 227V228H6ZM12 227V228H11ZM56 227V228H57ZM65 227H66V229H65ZM69 227V229H71V230H68L67 228ZM175 227H177V228H175ZM180 229H179V228ZM194 227V228H193ZM197 227V228H196ZM200 227V228H199ZM223 227H225V229L223 228ZM25 228V229H24ZM165 228H166V230H165ZM175 228V229H174ZM229 230H228V229ZM80 229V230H79ZM153 229H155V230H153ZM174 229V230H173ZM179 230V234H178V232H175V231H177V230ZM196 229V231H194ZM197 229H199V230H197ZM217 229V230H216ZM20 230V231H19ZM24 230H26V231H24ZM31 230V231H30ZM73 230V231H72ZM75 230V231H74ZM189 230V231H188ZM222 232V234H220V231ZM228 230V231H227ZM80 231V232H79ZM132 231H134V230H132ZM215 231H217L218 233H216ZM261 231V232H260ZM19 232V233H18ZM29 232V233H28ZM31 232V233H30ZM33 232H35V233H33ZM38 232V233H37ZM70 232V233H69ZM72 232H73V236H75L74 238H73V236L71 235L72 234ZM75 232V233H74ZM207 232V233H206ZM224 232H225V235H224V237L226 236V238H224V237H222V235L224 234ZM252 232V233H251ZM5 233V234H4ZM25 233H27V234H31V235H27V234H25ZM40 233V235H38ZM44 233H45V235H44ZM49 233V234H48ZM57 233V234H56ZM66 233H69V235L68 236H70L71 237V239H69L70 237H68V236H66L67 234ZM133 233H134V235H133ZM170 233V234H169ZM181 233V234H180ZM184 233V234H183ZM198 233H200V234H198ZM18 234V235H17ZM22 234V235H21ZM24 234V235H23ZM37 234V235H36ZM187 234V235H186ZM192 234V235H191ZM218 234V235H217ZM240 234H242L241 236H240ZM244 234V235H243ZM246 234V235H245ZM21 235V236H20ZM129 235V237H127ZM131 235V236H130ZM136 235V236H135ZM150 235V236H151ZM31 236V237H30ZM34 236V237H33ZM35 236H37V237H35ZM44 236V237H43ZM120 236H122V238L120 237ZM126 236V237H125ZM133 236H134V239H133ZM12 237V238H11ZM30 237V238H29ZM179 237H180V239H179ZM203 237V238H202ZM232 237V238H231ZM255 237V238H254ZM256 237H258V239H256ZM259 237H261V241H263V242H261L259 239ZM33 238V239H32ZM41 238V239H40ZM66 238V239H65ZM98 238V239H97ZM128 238V239H127ZM129 238H130V240H129ZM135 238H137V240H138V243H134V244H132L131 245V242H134L135 241ZM190 238L192 239L193 238V240H194V242H192L193 243V245H192V243L191 242H189V240H190ZM224 238V240H222ZM14 241H12V240ZM29 239H31V240H29ZM35 239V240H34ZM39 239H40V241H39ZM53 239V240H52ZM64 239H65V241H64ZM80 239V240H79ZM102 239H104V240H102ZM123 239V240H122ZM150 239V240H151ZM185 239V240H184ZM202 239H203V242H202ZM205 239V240H204ZM234 241H233V240ZM238 239H240V241L242 242H240ZM249 239V240H248ZM29 240V241H28ZM34 240V242H32ZM52 240V241H51ZM67 240V241H66ZM71 240V241H70ZM73 240V241H72ZM127 240V241H126ZM129 240V241H128ZM143 240V241H142ZM193 240H191V241H193ZM198 240V241H197ZM222 240V241H221ZM258 240V241H257ZM64 241V242H63ZM99 241V242H98ZM140 241V242H139ZM141 241H142V243H141ZM162 241V242H161ZM185 241V242H184ZM227 243H226V242ZM240 243H239V242ZM248 241V242H247ZM249 241H250V243H249ZM252 241V242H251ZM258 242V244H257V242ZM7 242V243H6ZM66 242V243H65ZM125 242V243H124ZM145 244H144V243ZM169 242V243H168ZM200 244H199V243ZM238 242V243H237ZM34 243V244H33ZM57 243V244H56ZM64 243L65 244H67V245H64ZM75 243H76V245H75ZM96 243H100L99 245L100 246H98V244H96ZM114 243H115V245H114ZM127 243V244H126ZM140 243V245H137V244H139ZM151 243L152 244H154V245H157V243L158 244H162V245H158V247H156L158 250H156V249H154L153 250V252L152 251H150L149 250V248H152L153 246L151 245ZM171 243V244H170ZM188 243H190L192 246H195V247H193V252L191 251L192 249H190L191 248V245H188ZM237 243V244H236ZM249 243V244H248ZM252 243V244H251ZM56 244V245H55ZM144 244V245H143ZM248 244V245H247ZM263 244V245H262ZM6 245V246H5ZM84 245V246H83ZM89 245V246H88ZM92 245H97L96 247L94 246V247H92ZM111 245V246H110ZM151 245V246H150ZM172 245V246H171ZM186 245H188V246H186ZM199 245H201L200 247H199ZM241 245V246H240ZM30 246V247H29ZM51 246V247H50ZM114 246V247H113ZM127 246V247H126ZM147 246L149 247V248H147ZM184 246V247H183ZM221 246V247H220ZM248 246V247H247ZM252 246V247H251ZM29 247V248H28ZM68 247V248H67ZM73 247H74V249H73ZM216 247V248H215ZM23 248H24V250H23ZM161 248V249H160ZM198 248V249H197ZM224 248V249H223ZM249 248V250L246 252L245 250H247ZM251 248H252V250H251ZM67 249H69V250H67ZM72 249H73V251H72ZM84 249V250H86V251H82V250ZM88 249H89V251H88ZM92 249H97L98 251L97 252H94V250H92ZM103 251H102V250ZM108 249V250H107ZM117 249V250H116ZM136 249V250H135ZM176 251H175V250ZM209 249V250H208ZM237 249V250H236ZM31 250V251H30ZM39 250H41V251H39ZM52 250V251H51ZM71 250V251H70ZM76 250V251H75ZM146 250V251H145ZM166 250V251H165ZM224 252H223V251ZM30 251V252H29ZM39 251V252H38ZM59 251V252H58ZM65 251H66V253H65ZM105 251V252H104ZM122 251H124V252H122ZM134 251V252H133ZM157 251V252H156ZM178 251V252H177ZM196 251V252H195ZM203 251V252H202ZM234 251H235V254H234ZM249 251H250V253H249ZM253 251V252H252ZM44 252V253H43ZM160 252V253H159ZM168 252V253H167ZM188 252V253H187ZM198 252V253H197ZM209 252V253H208ZM252 252V253H251ZM261 252V253H260ZM28 253V254H27ZM62 253V254H61ZM65 253V254H64ZM86 253V254H85ZM93 253H100V255L98 254V258H95V256H96V254H93ZM174 253V254H173ZM176 253H178V254H176ZM191 253H192V255H191ZM64 254V255H63ZM70 254V255H69ZM121 254V255H120ZM126 254V255H125ZM239 254H240V256H239ZM252 254V255H251ZM33 255V256H32ZM60 255V256H59ZM62 255V256H61ZM106 255V256H105ZM194 255V256H193ZM243 255H245V256H243ZM247 255V256H246ZM251 256H253V257H251ZM101 257V259H99ZM123 257H125V258H123ZM171 257V258H170ZM208 257V258H207ZM12 258V259H11ZM25 258H26V260H25ZM30 258H32V260H30ZM88 258V259H87ZM112 258V259H111ZM120 258V259H119ZM123 258V259H122ZM137 258V259H136ZM213 258V259H212ZM230 260H229V259ZM249 258V259H248ZM18 259H19V261H22V262H19L18 261ZM29 259V260H28ZM91 259V260H90ZM96 259H97V261H96ZM136 259V260H135ZM141 259V260H140ZM204 259V260H203ZM220 259H221V261H220ZM240 259H241V261H240ZM242 259L244 260V259H246V261H247V263H246V261L244 260V261H242ZM35 260V261H34ZM203 260V261H202ZM224 260L226 261V262H224ZM28 261V262H27ZM31 261H32V263H31ZM90 261V262H89ZM104 261V262H103ZM144 261H146V262H144ZM147 261H149V262H147ZM154 261V262H153ZM239 261H240V263H239ZM250 261H252L251 263H248V262H250ZM113 262V263H112ZM130 262V263H129ZM143 262V263H142ZM151 262H153V263H151ZM229 262H227V264H228ZM196 264H198V263H196Z\"/></svg>",
    "mask_w": 264,
    "mask_h": 264
}]
</instances>
